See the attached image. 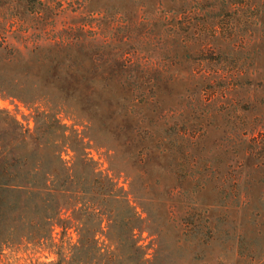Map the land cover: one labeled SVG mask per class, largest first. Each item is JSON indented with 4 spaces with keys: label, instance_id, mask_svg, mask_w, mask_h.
I'll return each mask as SVG.
<instances>
[{
    "label": "rangeland",
    "instance_id": "rangeland-1",
    "mask_svg": "<svg viewBox=\"0 0 264 264\" xmlns=\"http://www.w3.org/2000/svg\"><path fill=\"white\" fill-rule=\"evenodd\" d=\"M0 111L28 132L36 111L75 130L166 250L172 226L198 223L211 263L264 254V0H0ZM153 231L134 232L146 259ZM53 252L10 244L0 264Z\"/></svg>",
    "mask_w": 264,
    "mask_h": 264
},
{
    "label": "trees",
    "instance_id": "trees-1",
    "mask_svg": "<svg viewBox=\"0 0 264 264\" xmlns=\"http://www.w3.org/2000/svg\"><path fill=\"white\" fill-rule=\"evenodd\" d=\"M34 126L28 132L0 111V251L10 244L51 248L56 264H220L195 254L214 241L212 226L203 227V232L198 223H186L178 231L172 226L173 245L166 250L162 239L167 231L148 212L142 218L128 193L97 170L75 130L55 115L37 111ZM63 150L72 153L69 162L63 161ZM139 186L143 191L149 188L147 183ZM140 200L154 205L152 199ZM148 226L155 236L151 259L134 237L135 231ZM186 238L194 251L183 256L179 251ZM251 264H264V254Z\"/></svg>",
    "mask_w": 264,
    "mask_h": 264
}]
</instances>
